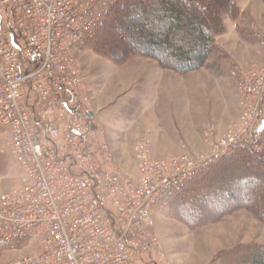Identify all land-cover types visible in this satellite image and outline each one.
<instances>
[{
  "label": "built area",
  "instance_id": "2783aa9c",
  "mask_svg": "<svg viewBox=\"0 0 264 264\" xmlns=\"http://www.w3.org/2000/svg\"><path fill=\"white\" fill-rule=\"evenodd\" d=\"M120 1L0 0V125L23 172L0 193V244L27 252L6 264H149L155 213L216 160L242 149L264 155L263 63L234 68L247 95L241 124L209 154L154 160L143 141L137 180L108 165L76 53Z\"/></svg>",
  "mask_w": 264,
  "mask_h": 264
},
{
  "label": "rangeland",
  "instance_id": "374dc122",
  "mask_svg": "<svg viewBox=\"0 0 264 264\" xmlns=\"http://www.w3.org/2000/svg\"><path fill=\"white\" fill-rule=\"evenodd\" d=\"M181 1L187 6L180 9L182 33L173 30L170 19L150 23L170 32L172 48L188 50L193 13L204 14L214 44L199 70L180 74L133 51L143 38L128 36L125 24L142 19L141 11L159 0L117 10L76 53L82 96L91 105L98 139L112 156L108 165L134 180L139 177L136 148L143 141L150 143L154 160L187 151L202 157L237 131L247 95L232 72L236 67L253 71L264 63V0H200L205 12ZM166 50L154 52L175 66ZM7 142L0 125V193L12 192L23 178ZM222 159L171 209L155 213L149 264H252L254 253L264 248V155L242 149ZM26 253L0 251V264Z\"/></svg>",
  "mask_w": 264,
  "mask_h": 264
},
{
  "label": "trees",
  "instance_id": "16d2710c",
  "mask_svg": "<svg viewBox=\"0 0 264 264\" xmlns=\"http://www.w3.org/2000/svg\"><path fill=\"white\" fill-rule=\"evenodd\" d=\"M141 1L147 3L149 7L150 0H123L118 2L110 11L103 24L97 29L95 34H99L106 27L107 23L113 18L117 10H128L133 5L139 4ZM186 7V4L181 0H159L158 4L154 7H149L147 12L141 11L143 15L142 19L137 22H128L125 24L124 31L128 36L143 38V44L133 46V51L157 61L164 69H170L180 74H186L201 69L205 65L214 44L213 29L212 31L210 29L211 24H206L204 22L205 20L201 18L204 14L201 16L195 9L191 8L198 14L193 13L195 26L191 29L193 37L188 40L190 45L188 50L172 48L169 44L172 40L170 32H161L150 23L151 20H153L152 23H156L159 20L170 19L173 23V30L182 33L184 31L185 17L180 12V9ZM209 13L210 12L205 14L208 15ZM89 42L90 39L87 41V44ZM161 47H166L167 56L176 60L175 66L167 64L168 62L166 60L161 58L157 52H154V50L157 51L158 49H161ZM196 181L197 180L195 179L188 183L184 191L173 199L168 209H171L177 201L185 197L190 189L198 184ZM4 250V245L0 244V251ZM254 254L252 264H264V248L257 250Z\"/></svg>",
  "mask_w": 264,
  "mask_h": 264
}]
</instances>
